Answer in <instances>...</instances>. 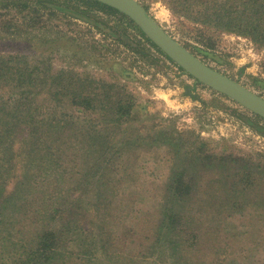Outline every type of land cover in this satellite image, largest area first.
I'll return each instance as SVG.
<instances>
[{"label": "rangeland", "instance_id": "rangeland-1", "mask_svg": "<svg viewBox=\"0 0 264 264\" xmlns=\"http://www.w3.org/2000/svg\"><path fill=\"white\" fill-rule=\"evenodd\" d=\"M26 1L0 0V54L28 55V66L40 75L65 70V80H91L95 87L80 97L71 92L39 94L31 107L13 103L46 119L39 127L48 135L56 132L53 121L75 119L77 124L65 127L58 153L52 149L56 153L47 158L45 152L43 157L40 152L30 155L39 162L22 170L40 173V183L30 185L20 171L8 186L11 203L27 198L22 184L39 188L46 176L50 183L41 195L47 201L38 207L52 213L51 224L59 227V250H89L94 264H264V205H256L257 198L249 193L208 207L227 220L218 229L216 253L205 246V255L191 263L187 255L193 253L192 246L187 254L179 249L174 256L170 251L160 256L157 248L166 185L177 161L199 153L242 156L251 168L252 174L246 172L250 186L264 176V118L198 81L146 40L143 29L120 10L105 11L80 0H47L44 4L49 2L51 8L39 0ZM139 1L202 60L264 96V37L257 38L258 32L252 34L255 31L243 24L251 33L203 23L196 19L201 12L198 2L195 12L187 14L186 0ZM9 93V87L1 88V101ZM101 166L106 167L96 182L94 172ZM61 171L65 173L60 177ZM18 181L22 183L15 186ZM251 191L254 194L255 188ZM3 195L0 230L6 228L13 208ZM35 198L28 195L33 203ZM109 199L107 207L104 201ZM177 210L184 212L181 206ZM82 225L85 232L80 231ZM0 238L1 252L19 236L0 231Z\"/></svg>", "mask_w": 264, "mask_h": 264}, {"label": "trees", "instance_id": "trees-1", "mask_svg": "<svg viewBox=\"0 0 264 264\" xmlns=\"http://www.w3.org/2000/svg\"><path fill=\"white\" fill-rule=\"evenodd\" d=\"M28 1L30 0L26 2ZM39 1V4L45 7H52L50 4L51 0H49L50 3L48 2V4H44L47 0ZM80 1L87 2L90 7L94 6L101 10L119 11L97 0ZM197 2L201 11L199 13L200 16L196 17L197 20L206 24L215 23L220 28H233L241 32L251 33V31L243 27L245 25L255 31L252 34L258 32L257 35L254 34L257 38L261 39L264 37V0H186L183 2L184 11L187 14L193 13L192 11L195 12ZM60 9L64 10L62 7ZM73 16H79L87 20L91 18L89 15L80 13H75ZM142 33L154 47L162 53L164 52L143 31ZM28 63H30L28 55L4 56L0 54V89L3 87L10 88L9 96L4 101L0 99V163L3 164L1 169L5 171L2 174H6L2 175L0 196L3 194L7 195L4 202L11 204L13 207L11 211L8 209L10 215H8L6 228L0 231L8 232V236L9 232L12 231V234L19 236L18 239L10 240L12 247L7 245L0 252V264H78L85 261H89L86 262L87 264H94L93 253L89 250L86 251L85 249L83 250L84 253H80L71 248L72 254H64L63 251L59 250L57 244L62 240L58 231L59 227L51 224L52 213L38 207V204H43L47 201L41 195V193H45L43 186L46 185V182L50 183L46 176L41 179L39 188L30 189L26 188V183L22 184L25 188L22 190V194H32L34 198L36 197L35 203H33L34 199L28 200V195H26L27 198L25 200H22L24 199L22 197L11 203L13 200H10V195L7 194L11 180L17 178L20 171L26 169L27 166L31 168L39 162L36 161L37 158L33 160L30 155L40 152L43 157L45 152L46 154L43 158H47L49 153L51 155L58 153L65 127L74 128V125L77 124L75 119L71 123H68L70 120L66 122L53 121L52 124L54 129L56 128V132L48 135V131L43 128L47 123L46 119L38 118L35 112L32 109L29 110V108L27 110L25 108L18 110L13 103L18 102L23 106L27 102V105L30 104L31 107L35 102L34 98L39 97V94L46 93L49 96V94L54 92H60V94L71 92L75 96L80 97L84 90L89 89V92L92 93L95 87V83L91 80H65V70L48 75H44L46 73L40 75L34 72L36 68L28 66ZM40 70L42 69L40 68ZM40 70L38 71L40 72ZM3 83H6V85L3 86ZM34 87H44L46 90L38 93L33 89ZM75 100L77 102L76 98ZM38 107L36 105V109ZM39 125L43 127L40 128ZM52 149L56 152L51 151ZM246 163L247 160L242 156H233L231 154L215 156L205 153H199L195 156L191 155V157H184L182 161H177L171 179L166 185L169 187L167 188L168 194L164 199L166 208L161 216V225L157 233V248L160 256L164 253L167 255L169 251L171 252L169 253L170 256H174L179 249L184 254H187L189 246H192L194 247L192 248L193 253H188L187 256L191 263L193 261L196 263V258L200 257L201 254L205 255V251L207 252L209 248L216 253L218 249H216L214 244L218 236H220L217 235V232L223 224L227 223V220L223 215L210 213L208 207L216 206L215 203L219 200L222 202L229 196L234 200L245 198L249 193L251 197L257 198L254 201L256 205H264V188L262 186L264 184V176L256 179L248 186L246 175L252 174V172ZM105 167L101 166L94 172L96 182H98L100 172ZM39 169L41 168L39 167ZM192 172L193 174H191ZM63 173L65 171H61L58 174L61 177ZM260 173L264 172L261 171ZM90 174L91 172L89 171L86 178ZM22 176L29 177L28 182L30 185L37 184L38 186L40 183L41 174L35 170H31L28 173L23 171ZM87 182V180L84 181V184ZM19 183L22 182L18 181L15 186ZM252 188H255L254 194L251 191ZM13 194L14 192H11V195ZM19 201L21 202L19 203ZM104 203L109 207L111 200H105ZM2 206L0 205V214L5 212L2 211ZM178 206H181L184 212L177 210ZM57 209L63 211L62 207ZM45 215H48L47 219H45ZM42 218L47 221L40 224L39 220ZM84 228L85 226L82 225L80 231L85 232ZM31 236H33L32 239ZM11 238L13 237H8V240ZM222 239L225 238L222 236ZM21 241L22 243H20ZM184 245L186 247L183 248ZM205 246L208 249L205 250ZM99 264H103V262L101 261Z\"/></svg>", "mask_w": 264, "mask_h": 264}, {"label": "water", "instance_id": "water-1", "mask_svg": "<svg viewBox=\"0 0 264 264\" xmlns=\"http://www.w3.org/2000/svg\"><path fill=\"white\" fill-rule=\"evenodd\" d=\"M129 15L146 35L198 81L231 97L264 118V96L209 65L170 34L139 0H97Z\"/></svg>", "mask_w": 264, "mask_h": 264}]
</instances>
